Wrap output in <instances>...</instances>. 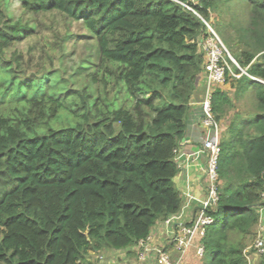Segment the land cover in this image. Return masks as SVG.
<instances>
[{
	"label": "trees",
	"instance_id": "obj_1",
	"mask_svg": "<svg viewBox=\"0 0 264 264\" xmlns=\"http://www.w3.org/2000/svg\"><path fill=\"white\" fill-rule=\"evenodd\" d=\"M235 1L20 0L31 15L81 21L95 40L96 59L69 77L64 68L23 73L7 50L34 29L0 11V264H88L90 251L132 248L180 210L175 157L203 71L202 19ZM238 1L249 15L239 28L248 49L236 61L264 81V0ZM92 66L89 76L111 84L112 96L74 87ZM233 80L237 95L256 90V111L221 136L220 197L196 242L201 264H248L264 205V84ZM212 107L217 121L233 107L222 87Z\"/></svg>",
	"mask_w": 264,
	"mask_h": 264
},
{
	"label": "rangeland",
	"instance_id": "obj_2",
	"mask_svg": "<svg viewBox=\"0 0 264 264\" xmlns=\"http://www.w3.org/2000/svg\"><path fill=\"white\" fill-rule=\"evenodd\" d=\"M197 2L198 0H193ZM0 11L10 18L12 22H21L30 25L34 30L31 36L17 42L7 50V57L12 58L13 54H19L22 58V72L25 74H34L45 71H60L62 68L68 71L67 77L77 67V65L93 55L96 59V42L90 38L89 31L81 21H71L64 15L57 12L31 15L26 13L20 0H0ZM248 11L238 0L233 5L220 4L217 11L211 12V18L208 23L217 33L227 51L234 60L236 55H240L244 43L240 40L239 28L248 26ZM220 33H218L217 29ZM231 43L232 49L228 47ZM238 62V61H237ZM95 70L86 71L82 76L76 77L75 88L82 89L83 86L90 85L93 95L97 96L106 89L110 96L113 94L112 85L94 81L91 75ZM234 80L227 81L222 88L227 92L233 101V107L227 112L223 119V128H227L230 122L238 117L248 118L256 111V90L249 89L243 94H236L237 84ZM72 87V86H71ZM239 113V116H236ZM223 134V133H222ZM257 236L248 241V254L258 256L261 263L264 262V255H259L252 248ZM191 249V248H190ZM197 261H202L199 257ZM174 260L180 262L179 256H174Z\"/></svg>",
	"mask_w": 264,
	"mask_h": 264
},
{
	"label": "built area",
	"instance_id": "obj_3",
	"mask_svg": "<svg viewBox=\"0 0 264 264\" xmlns=\"http://www.w3.org/2000/svg\"><path fill=\"white\" fill-rule=\"evenodd\" d=\"M187 8L190 9L189 7ZM202 20L209 32L208 36L201 37L198 40V48L203 56L202 72L206 79V91L202 102V126L206 129L207 134L202 141V146L208 157L206 169L208 188L206 199L197 210L192 222L188 225H179L174 228L170 242L179 259L180 255L183 256L191 247L196 245V242L205 235L207 227L214 222V217L210 215V211L217 207L220 197L218 156L220 153L221 126L214 115L212 93L216 87H222L227 81L240 79L243 76L264 84L263 80L255 78L248 72V67H242L231 57L211 24L204 19ZM261 196L264 201V191ZM166 224L170 225L171 221L167 220ZM138 247V260L140 262H145L148 255L153 253L156 257V264H180V262L174 260L171 252L166 249L149 247L148 238L141 240L138 243ZM252 248L257 254L264 255V236L261 233L257 236ZM248 249L249 247L245 250V254L248 264H250L251 255L248 254ZM203 253V245L197 244V256L202 257ZM103 259L102 256H99L100 261Z\"/></svg>",
	"mask_w": 264,
	"mask_h": 264
},
{
	"label": "crops",
	"instance_id": "obj_4",
	"mask_svg": "<svg viewBox=\"0 0 264 264\" xmlns=\"http://www.w3.org/2000/svg\"><path fill=\"white\" fill-rule=\"evenodd\" d=\"M205 91L206 79L202 72L190 101L188 130L175 157L178 173L174 177L173 182L182 199L181 208L176 214L169 216L166 220L158 221L152 227L148 236L149 247L164 248L171 252L173 257L176 254L170 240L174 228L179 225L190 224L207 195L208 179L206 169L208 157L202 146V141L207 134L206 129L202 126V102ZM222 122L223 120L219 121L221 136L227 129L223 128ZM259 216L260 223L256 229V236L260 233L264 236V205L259 210ZM167 220L171 221L170 225L166 224ZM195 249L196 245L191 247L183 256L180 255V264H201V261H197L195 258ZM138 251V245L123 250L90 251L86 256V261L88 264H156V257L153 253L148 255L145 262H140L138 260ZM99 256L104 259L100 261ZM250 264L262 263L258 256L254 257L251 255Z\"/></svg>",
	"mask_w": 264,
	"mask_h": 264
}]
</instances>
